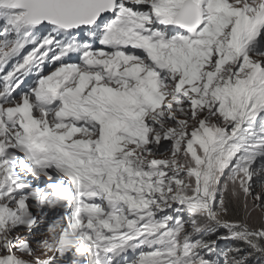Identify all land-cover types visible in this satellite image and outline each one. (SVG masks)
<instances>
[{
	"label": "snow or ice",
	"instance_id": "obj_1",
	"mask_svg": "<svg viewBox=\"0 0 264 264\" xmlns=\"http://www.w3.org/2000/svg\"><path fill=\"white\" fill-rule=\"evenodd\" d=\"M264 262V0H0V264Z\"/></svg>",
	"mask_w": 264,
	"mask_h": 264
},
{
	"label": "clouds",
	"instance_id": "obj_2",
	"mask_svg": "<svg viewBox=\"0 0 264 264\" xmlns=\"http://www.w3.org/2000/svg\"><path fill=\"white\" fill-rule=\"evenodd\" d=\"M252 264H264V262L262 261H258V260H253Z\"/></svg>",
	"mask_w": 264,
	"mask_h": 264
}]
</instances>
